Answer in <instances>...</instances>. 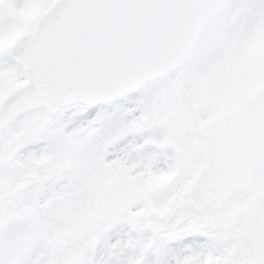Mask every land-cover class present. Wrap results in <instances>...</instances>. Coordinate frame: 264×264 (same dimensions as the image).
I'll use <instances>...</instances> for the list:
<instances>
[{
  "label": "snow or ice",
  "instance_id": "obj_1",
  "mask_svg": "<svg viewBox=\"0 0 264 264\" xmlns=\"http://www.w3.org/2000/svg\"><path fill=\"white\" fill-rule=\"evenodd\" d=\"M0 264H264V0H0Z\"/></svg>",
  "mask_w": 264,
  "mask_h": 264
}]
</instances>
